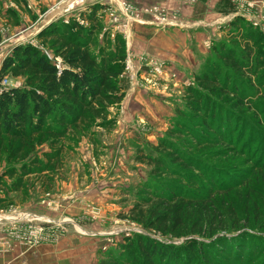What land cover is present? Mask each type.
Masks as SVG:
<instances>
[{
	"label": "rangeland",
	"instance_id": "obj_1",
	"mask_svg": "<svg viewBox=\"0 0 264 264\" xmlns=\"http://www.w3.org/2000/svg\"><path fill=\"white\" fill-rule=\"evenodd\" d=\"M70 1L73 0H0V64L16 44L31 43L52 56L53 50L36 38L44 26L55 20L66 24L77 20L83 28H89L91 23L84 14L90 6L100 3L104 7L108 2L121 0H79L68 4ZM64 2L66 10L60 11ZM103 9L99 15L101 29L92 34L90 43L99 54L103 46L114 50L116 34L124 38L126 58L121 84L125 96L119 107L109 109L110 124L96 123L67 133L58 143L62 149L58 169L44 172L39 171L44 169L42 165L38 166V173L24 178V185L18 190L11 189L13 179L5 175L11 164L1 155L0 200L6 199L0 201V254L23 247L33 253L30 264H98L102 255L120 252V244L135 233L150 234L176 245L190 238L209 242L196 235L162 237L122 214L138 200L145 187L175 182L170 170L177 166L167 155L159 167L148 166L136 157L156 155L151 144L168 137V130L175 131L179 123L198 121L181 114L188 110L184 100L186 88L196 86L195 75L202 70L220 68L224 72V68L234 77L237 94L225 88V94L221 91L212 98L217 108L230 112L228 134L232 141L227 143L232 145L219 141L212 126L207 138L198 137L207 131L190 133L187 128L169 139L190 152L195 150L201 166L214 167L220 172L216 181L222 178L231 187L218 200L221 199V211L225 214L229 207L227 215L232 217L226 226H232L233 230L218 233L222 237L213 264H264V165L257 166L258 158L264 157V12L236 11L237 24L231 25L230 21L212 29L205 35L203 54L199 55L196 68L181 77L172 64H168L169 72L163 74L165 61L130 49L131 34L135 24L140 23H133L125 37L117 31L116 24L108 23ZM54 11L56 14L52 15ZM45 14L47 19H53L44 21ZM227 49L236 54H250L248 74H236L221 64L218 54ZM139 56H145L148 64L139 65ZM55 61L60 62L58 58ZM155 62L164 63L161 73L152 69ZM5 79L11 85L23 84L21 77L5 75L1 85ZM231 82L228 81V86ZM145 84H155L157 88ZM240 96L242 103L236 101ZM45 151H49L48 142L38 146L32 157L46 162L42 156ZM8 232L13 236L8 237ZM39 247L44 250L42 255L36 250Z\"/></svg>",
	"mask_w": 264,
	"mask_h": 264
},
{
	"label": "trees",
	"instance_id": "obj_2",
	"mask_svg": "<svg viewBox=\"0 0 264 264\" xmlns=\"http://www.w3.org/2000/svg\"><path fill=\"white\" fill-rule=\"evenodd\" d=\"M103 8L100 3L90 6L89 12L84 14L85 20L91 23L86 29L77 20H72L71 24L55 20L44 26L36 38L53 50L52 56L31 43H25L14 45L1 61L0 158L4 154L7 163L11 164L5 175L13 179L11 189L14 191L23 187L24 178L38 173V166L42 165L44 169L39 171L44 172L58 169L61 138L96 123L110 124L109 109L119 107L125 96L121 84L126 58L124 38L120 33L116 34L114 50L103 46L99 48V54L92 50L90 43L92 34L101 29L99 15ZM237 19L234 18L231 25L237 24ZM249 56L245 52L236 54L227 49L218 54V59L227 69L245 76L251 69ZM55 58L59 59V64ZM223 70H202L195 75L196 86L186 88L184 100L188 110L181 111V114L192 119L196 117L198 121L195 124L179 123L175 131L168 130V137L151 144L156 155L136 157L137 161L148 166L159 167L167 155L177 166L170 170L175 182H166L156 188L145 187L138 200L122 214L162 237L196 235L209 242L190 238L176 245L150 234L135 233L120 244V252L102 255L98 264H213L222 237L218 233L233 230L232 226H226L232 217L227 215L229 207L225 214L221 211L222 201L218 200L231 187L221 181L222 178L216 181L220 172L214 167L205 169L201 166L195 150L190 152L169 137L188 128L190 133L207 131L198 136L207 138L212 126L219 141L232 145L227 143L232 141L228 134L230 112L217 108L212 98L221 91L225 94V88L237 94L234 77L228 75V70ZM5 75L21 77L23 84L4 87L1 80ZM228 81H232L231 86ZM242 99L240 96L236 101L242 103ZM46 142L49 151L42 154L46 162L37 156L32 157L35 149ZM263 165L264 157L258 158L257 166Z\"/></svg>",
	"mask_w": 264,
	"mask_h": 264
},
{
	"label": "crops",
	"instance_id": "obj_3",
	"mask_svg": "<svg viewBox=\"0 0 264 264\" xmlns=\"http://www.w3.org/2000/svg\"><path fill=\"white\" fill-rule=\"evenodd\" d=\"M127 1L140 6L158 4L166 8L168 12L178 15L180 24L174 27L158 28L147 23L135 24L129 45L133 52L145 53L150 58L165 61L167 66L163 74L169 72L168 64L170 63L177 68L179 74H182L181 77L184 74H190V70L196 68L198 57L203 54L205 35L209 34L212 29L220 28L232 21L236 16V11L239 10L264 12V0ZM248 4H252V6L248 7ZM142 17L143 20L149 18L147 15ZM44 18H47L46 14ZM148 69L146 68L147 72ZM148 73V75L152 74L150 70ZM145 85L148 88H157L155 84ZM36 250L40 251L41 255L44 251L42 247ZM32 254L23 247H15L9 254H0V264H30V258H33Z\"/></svg>",
	"mask_w": 264,
	"mask_h": 264
},
{
	"label": "built area",
	"instance_id": "obj_4",
	"mask_svg": "<svg viewBox=\"0 0 264 264\" xmlns=\"http://www.w3.org/2000/svg\"><path fill=\"white\" fill-rule=\"evenodd\" d=\"M235 1V0H233ZM103 4V3H102ZM104 13L108 18V23L116 24L117 31L122 32L126 37L127 29L131 27L133 23H147L155 25L157 27H174L178 26L180 22L178 21V15L176 13L168 12L166 8L161 5L153 4L150 6H139L130 1L121 0L114 3L104 4ZM248 7H251L252 4H248ZM240 11V10H239ZM149 15L148 20H143V15ZM119 27V28H118ZM126 34V35H125ZM208 46V42H206ZM133 55H131L132 57ZM152 61V60H151ZM150 62V61H149ZM139 65H147L145 56H139L138 59ZM163 62L152 63L151 67L155 72H162ZM129 68V61L126 64V70ZM2 86L4 87H17L19 85L8 84L7 80L2 81ZM13 233L8 232V237H12ZM16 236H19L18 234ZM6 239V238H4ZM7 240V239H6ZM9 241V240H7ZM6 241V248L9 247V244Z\"/></svg>",
	"mask_w": 264,
	"mask_h": 264
},
{
	"label": "bare ground",
	"instance_id": "obj_5",
	"mask_svg": "<svg viewBox=\"0 0 264 264\" xmlns=\"http://www.w3.org/2000/svg\"><path fill=\"white\" fill-rule=\"evenodd\" d=\"M77 1H79V0H73V1H70L68 4H70V3H72V2H77ZM66 7H67V2H66V3L64 2V3L62 4L61 8H60V11H62V9H63V11L66 10ZM57 12H59V11H57ZM52 13H53L52 15L56 14L55 11L52 12ZM49 19H51V18H49ZM45 20H47V18H44V21H45Z\"/></svg>",
	"mask_w": 264,
	"mask_h": 264
},
{
	"label": "water",
	"instance_id": "obj_6",
	"mask_svg": "<svg viewBox=\"0 0 264 264\" xmlns=\"http://www.w3.org/2000/svg\"><path fill=\"white\" fill-rule=\"evenodd\" d=\"M48 21H51L52 19H47Z\"/></svg>",
	"mask_w": 264,
	"mask_h": 264
}]
</instances>
